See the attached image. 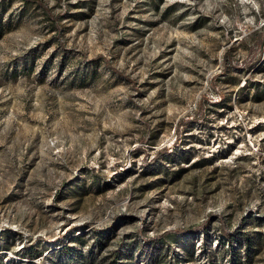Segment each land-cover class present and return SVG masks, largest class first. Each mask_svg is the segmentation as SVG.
<instances>
[{"label": "rangeland", "instance_id": "374dc122", "mask_svg": "<svg viewBox=\"0 0 264 264\" xmlns=\"http://www.w3.org/2000/svg\"><path fill=\"white\" fill-rule=\"evenodd\" d=\"M38 1L0 0V264H264V0Z\"/></svg>", "mask_w": 264, "mask_h": 264}, {"label": "trees", "instance_id": "16d2710c", "mask_svg": "<svg viewBox=\"0 0 264 264\" xmlns=\"http://www.w3.org/2000/svg\"><path fill=\"white\" fill-rule=\"evenodd\" d=\"M23 1H27V2H36L38 3L39 1L38 0H23ZM164 153H167V151H164V152H161L160 155L164 154ZM198 230L197 228H190L188 230H185V229H180V230H177V231H174V232H170V231H166L164 233H162L160 236H158L156 239L162 244V245H165V244H168V243H171L173 241H175V239L178 237V236H181V235H184L186 232H194ZM222 233H223V236L224 235H228V236H231L226 229H223L221 230ZM101 231H97V233H100ZM76 239L79 240L80 242H83V237L82 236H76ZM156 239H153L151 240L152 243L157 241ZM62 248L65 252L69 253V256H73V252L72 249L70 248V245L69 244H66L64 243L62 245ZM120 255H116L117 257V260L120 259V258H123V257H119ZM155 259V258H154ZM118 262V261H116ZM161 262H163L159 256L157 257L156 260H153V258L149 259L148 261V264H161ZM118 264H120V262H118Z\"/></svg>", "mask_w": 264, "mask_h": 264}]
</instances>
